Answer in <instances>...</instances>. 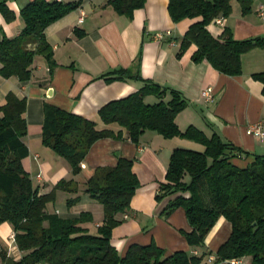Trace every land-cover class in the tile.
<instances>
[{"label": "trees", "instance_id": "obj_1", "mask_svg": "<svg viewBox=\"0 0 264 264\" xmlns=\"http://www.w3.org/2000/svg\"><path fill=\"white\" fill-rule=\"evenodd\" d=\"M0 0V14L15 22L16 13L7 2ZM233 0H169L168 11L174 23L189 19L193 23L180 41L177 57L181 58L191 45L196 46L192 61H207L219 73L240 76L241 57L256 47H264L262 39L235 40L229 29L215 37L208 29L219 17H229ZM243 15L251 12L254 0H238ZM146 0H108L106 6L122 16L132 18ZM82 1L33 0L20 12L24 27L14 38L0 40V77H16L28 82L33 76V64L38 56L44 58L53 76L57 62L46 40L45 30L69 13L79 10ZM78 38L84 32L75 30ZM140 58L130 68H120L101 75L107 82L135 79L144 86L130 96L109 102L98 113L105 128L86 117L66 111L53 104L44 105L42 143L58 156L65 158L74 173L82 171L81 164L90 148L102 139H129L138 144L147 132L163 138H182L203 146V151L176 148L170 157L165 180L159 183L156 199L179 194L170 200L164 215L183 209L192 231L184 233L189 247L202 248L205 239L220 217L232 226L231 235L215 253L216 264H231L234 259H249V264H264V156H257L226 142L217 134L212 137L190 126L180 130L176 118L187 107L183 94L141 77ZM263 84L264 72L252 75ZM156 96L158 103L148 104L145 98ZM170 95L168 101L165 100ZM26 101L9 93L0 108V225L10 223L15 242L22 257L13 260L0 251L5 264H201L204 255L185 250L167 254L154 242L133 244L121 255L112 244V234L122 223L118 215L127 213L140 187L133 172V161L119 157L115 166L97 167L86 181V192L103 206L104 220L91 232L85 224L92 222L89 212L77 217H63L48 212L56 192L77 193L76 182L60 180L53 190L39 194L29 173L23 167L29 148ZM120 127L118 132L110 126ZM126 133V137H124ZM253 157L247 166L236 160ZM78 199L68 200V206Z\"/></svg>", "mask_w": 264, "mask_h": 264}, {"label": "crops", "instance_id": "obj_2", "mask_svg": "<svg viewBox=\"0 0 264 264\" xmlns=\"http://www.w3.org/2000/svg\"><path fill=\"white\" fill-rule=\"evenodd\" d=\"M31 1L7 2L17 19L8 23L0 14V40L4 36L14 38L20 34L24 27L20 12ZM60 1H82V4L79 10L69 13L45 30V38L57 62L53 76L50 77L44 58L38 56L33 64V76L28 82L16 77H0V108L6 103L9 93L26 101L27 135L24 142L29 148V155L22 163L39 187V194L50 193L60 180H73L78 185L77 193L58 190L55 202L48 203L47 211L63 217H77L82 212H89L93 220L85 226L95 232L103 223L104 210L86 192V181L95 168L115 166L119 157L126 158L133 161V172L140 181V187L129 211L117 216L122 223L113 230L112 244L119 253L125 255L133 244L154 242L167 254L180 250L199 256L208 253L201 264H216L215 253L230 237L231 224L220 217L208 233L204 247L192 248L184 235L192 231L184 210L177 209L170 216H165V208L173 198L156 199L172 152L176 148H189L181 146L195 142L182 138L166 140L150 131L141 137L138 144L129 139H102L88 151L81 164V173L74 175L69 162L42 143L44 105L53 104L95 121L99 128H105L99 120V110L109 102L136 93L144 84L135 79L107 82L100 77L116 69L130 68L140 58L142 78L176 89L186 99L187 107L176 118L180 130L194 126L208 137L217 134L252 156H264V139L246 132L252 124H261L264 129L263 84L252 77L264 72V47H256L242 55V75L227 76L207 61L194 63L191 58L195 45H191L181 58L177 57L180 41L193 21L186 19L174 23L168 11L169 0H146L145 6L135 10L132 18L121 17L112 7H107L108 0ZM231 4L232 13L224 18L223 26L211 23L209 31L218 37L223 30L229 29L235 40H264V20L259 16L264 0H254L248 15H243L238 0H233ZM75 30L84 32V35L78 38ZM165 32L171 34L162 40L156 38V34ZM207 88L214 91L213 102H206L201 96ZM168 99L170 95L165 98L166 101ZM145 102L155 104L159 99L152 95L146 97ZM110 127L116 132L120 130L116 125ZM252 156L235 162L247 166L253 161ZM75 198L78 202L69 207L68 200ZM14 234L10 223L0 225V251H6L7 256L16 261L23 253L16 242H12ZM243 260L249 264L248 258ZM0 264H5L1 258Z\"/></svg>", "mask_w": 264, "mask_h": 264}, {"label": "built area", "instance_id": "obj_3", "mask_svg": "<svg viewBox=\"0 0 264 264\" xmlns=\"http://www.w3.org/2000/svg\"><path fill=\"white\" fill-rule=\"evenodd\" d=\"M259 16L264 20V8L262 7L259 11ZM83 18L80 19V22L82 23ZM224 23V17L217 18L213 24L217 26H223ZM171 32H165V33H159L156 34V38L158 40H162L165 36L170 35ZM201 96L206 102H213L214 100V91L212 88H207L202 91ZM247 134L254 136L256 138L264 139V129L261 124H252L247 127ZM127 218V217H126ZM12 242L15 243V234L12 236ZM231 264H245L243 259H234L231 261Z\"/></svg>", "mask_w": 264, "mask_h": 264}, {"label": "rangeland", "instance_id": "obj_4", "mask_svg": "<svg viewBox=\"0 0 264 264\" xmlns=\"http://www.w3.org/2000/svg\"><path fill=\"white\" fill-rule=\"evenodd\" d=\"M149 103V102H148ZM181 147H189V148H186V149H191V150H196V151H203V146L199 145V144H195V143H191L189 144V146H181ZM179 194H174V195H171L169 197H172L173 199L178 196ZM50 204H53V203H50ZM96 204H99V203H96ZM92 209H95L96 213H97V210L96 208L93 206Z\"/></svg>", "mask_w": 264, "mask_h": 264}, {"label": "water", "instance_id": "obj_5", "mask_svg": "<svg viewBox=\"0 0 264 264\" xmlns=\"http://www.w3.org/2000/svg\"><path fill=\"white\" fill-rule=\"evenodd\" d=\"M50 93H51V89H50Z\"/></svg>", "mask_w": 264, "mask_h": 264}]
</instances>
